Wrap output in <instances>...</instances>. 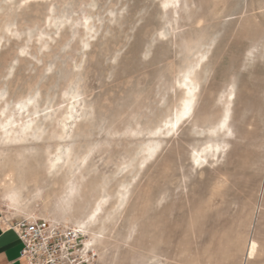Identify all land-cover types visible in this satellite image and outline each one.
<instances>
[{"label": "rangeland", "instance_id": "1", "mask_svg": "<svg viewBox=\"0 0 264 264\" xmlns=\"http://www.w3.org/2000/svg\"><path fill=\"white\" fill-rule=\"evenodd\" d=\"M172 1L0 0V212L73 227L104 196L99 264H264V0ZM186 74L194 108L169 131Z\"/></svg>", "mask_w": 264, "mask_h": 264}, {"label": "bare ground", "instance_id": "2", "mask_svg": "<svg viewBox=\"0 0 264 264\" xmlns=\"http://www.w3.org/2000/svg\"><path fill=\"white\" fill-rule=\"evenodd\" d=\"M173 1L172 0H167V3H172ZM63 24V23H62ZM91 28V27H89ZM204 56V55H203ZM202 56V57H203ZM201 59L203 58H200L197 60L196 64L195 65H199L200 64V61H202ZM199 67V66H198ZM191 70V69H190ZM194 71V70H193ZM190 72V71H189ZM193 73V72H192ZM191 73V74H192ZM182 83V85H185V90H184V96H183V99H182V103H181V107L180 109L178 110V112L176 113L174 119H171L170 121L167 122V124L171 125L169 131L175 129L177 127V125L184 119L188 118L192 111H193V108H194V103H195V99H196V96H197V91H198V87H199V84L198 82L195 80V78H190V76L188 74L185 75V79L181 80L180 81ZM77 94V93H76ZM73 95V94H72ZM234 96V90L231 89L230 92H229V101H232V98ZM71 97V96H70ZM73 97V96H72ZM182 98V97H181ZM75 99V98H74ZM27 101V100H26ZM26 103V102H25ZM68 103H71V102H68ZM69 106V105H68ZM72 106V105H71ZM76 106V105H75ZM6 107V106H5ZM74 107V106H73ZM72 108V107H71ZM9 109V108H8ZM11 109V108H10ZM66 109V108H65ZM78 110V109H77ZM4 111V109H3ZM33 111V110H32ZM67 111V109H66ZM6 112V111H5ZM35 112V111H34ZM64 112V110H63ZM75 112V111H74ZM34 115V114H33ZM48 115V114H47ZM54 115V114H53ZM76 115V114H74ZM73 113L69 112L67 114V116L64 117V120L66 122V120L68 121L69 119H75ZM83 115V114H81ZM2 116V115H1ZM45 116V115H44ZM77 116V115H76ZM230 116V108L229 106L226 107V111L224 113V116H223V119L221 120L220 122V127H224L226 126L227 124V120ZM4 117V116H3ZM38 117V116H37ZM54 117V116H52ZM59 117V116H58ZM62 117V116H61ZM81 117V116H80ZM35 118V117H34ZM41 118V117H40ZM60 118V117H59ZM58 118V119H59ZM63 118V117H62ZM61 118V119H62ZM50 119V118H49ZM33 118H27V119H24V118H21L19 119V123H20V130H14V128L12 126L10 127H6L4 126V134H5V140L6 139H9V140H13V139H17V135L16 133L19 132V133H22L21 135V139L23 137H25L26 135H28V129L32 126V122H33ZM40 122V121H39ZM62 122V121H61ZM63 123V122H62ZM76 123V122H75ZM42 124V123H41ZM59 124V123H58ZM57 124V125H58ZM3 125V124H2ZM66 126V125H64ZM42 126H40L41 128ZM211 128V127H210ZM213 128V127H212ZM54 129V128H53ZM64 129V128H63ZM215 129V128H214ZM38 130V129H37ZM13 133V134H12ZM172 133V132H171ZM58 134V133H57ZM61 134V133H60ZM16 135V136H15ZM52 140V139H51ZM44 143V142H43ZM148 145V144H147ZM159 146V145H157ZM156 145L154 144H149V146L147 147V150L149 151L148 153V156L147 157H150L152 156L153 152H154V149H155ZM20 148V147H19ZM159 148V147H158ZM223 148V146L221 145V143H218V142H215V143H209L208 145H206L200 152H197L193 154V159H194V162L196 165H199V166H202L206 163V160H207V157L208 155L211 157H216L217 158V155L218 153L221 151V149ZM142 149V147H141ZM144 149V148H143ZM58 150L60 151V148L58 147ZM62 150V149H61ZM158 150V149H157ZM52 151V150H51ZM143 151V150H141ZM54 152V151H52ZM57 152V151H55ZM64 152V151H63ZM63 152H59V153H54L55 156L53 159L50 160V164H49V168L50 170H52L53 168H55L56 171H60L61 169H63V167H65V165L67 164V160L66 161H63ZM66 153H68L67 155L65 154V156H67L66 158H69L70 156V153H71V149L70 148H67L65 150ZM85 152V151H84ZM50 154V153H49ZM78 155V154H77ZM19 159V157H18ZM214 159V158H213ZM20 160V159H19ZM24 161V160H23ZM35 162V161H34ZM21 165V164H20ZM90 165V164H89ZM14 166V165H13ZM23 166V165H22ZM72 166V164L70 165ZM24 171V170H23ZM53 171V170H52ZM26 172V171H25ZM42 172V171H41ZM88 173V172H87ZM21 174V173H20ZM37 174V173H36ZM53 174V173H52ZM27 175V174H26ZM43 174H41L42 176ZM58 175V174H57ZM7 176H10V180L12 182H16V178L14 176L11 175V173H8ZM48 176V175H47ZM55 176V175H53ZM28 178V177H27ZM39 179V178H38ZM44 179V178H43ZM28 181V180H27ZM42 181V179H41ZM80 183V182H79ZM81 186V185H80ZM26 188V183L25 181L20 183V185L18 187H12L10 189H8L6 192H5V198L7 199L8 201V205L11 207V208H21L22 205H23V202L25 201V196L23 194V190ZM36 188V187H35ZM76 188V187H75ZM29 190V189H28ZM71 190H73V188H71ZM31 191V190H30ZM35 195V194H34ZM64 200V198H63ZM106 202V199L105 197L103 196L99 203L94 207V209L91 211V213H89L87 215V217L83 220H80V221H77L75 223V225L72 227L74 229H76L77 231H80L81 234L83 235V250L84 252H87V253H90V252H93L94 253V256L96 258V260L99 261L98 259V253L96 251V248H95V238H96V235L93 234L92 232V228H93V225L96 223V215L97 213L100 211V209L103 207L102 205ZM69 207V206H68ZM101 212V211H100ZM99 214V213H98ZM27 216L29 217H36V215L32 212H28L27 213ZM50 221H53V222H56V223H62L61 221L59 220H56V219H53V218H46ZM64 224V223H63ZM66 225V224H64ZM68 226V225H66ZM68 227H71V226H68Z\"/></svg>", "mask_w": 264, "mask_h": 264}, {"label": "built area", "instance_id": "3", "mask_svg": "<svg viewBox=\"0 0 264 264\" xmlns=\"http://www.w3.org/2000/svg\"><path fill=\"white\" fill-rule=\"evenodd\" d=\"M22 243L19 259L25 264H99L94 253L84 252L80 231L44 217L5 219Z\"/></svg>", "mask_w": 264, "mask_h": 264}, {"label": "crops", "instance_id": "4", "mask_svg": "<svg viewBox=\"0 0 264 264\" xmlns=\"http://www.w3.org/2000/svg\"><path fill=\"white\" fill-rule=\"evenodd\" d=\"M5 219L0 212V264H25L19 259L22 243L15 230L5 227Z\"/></svg>", "mask_w": 264, "mask_h": 264}]
</instances>
